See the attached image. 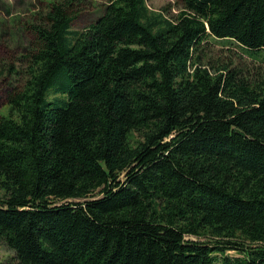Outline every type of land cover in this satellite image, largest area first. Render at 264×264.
<instances>
[{
    "label": "trees",
    "instance_id": "1",
    "mask_svg": "<svg viewBox=\"0 0 264 264\" xmlns=\"http://www.w3.org/2000/svg\"><path fill=\"white\" fill-rule=\"evenodd\" d=\"M181 3L109 0L73 29L85 0H51L24 22L0 114L12 264H264V70L201 54L216 38L253 58L264 0Z\"/></svg>",
    "mask_w": 264,
    "mask_h": 264
},
{
    "label": "rangeland",
    "instance_id": "2",
    "mask_svg": "<svg viewBox=\"0 0 264 264\" xmlns=\"http://www.w3.org/2000/svg\"><path fill=\"white\" fill-rule=\"evenodd\" d=\"M51 0H0V114L8 115V91L21 87L25 82V74L18 76L8 74V64L18 63L21 71L27 69L28 63L17 61L30 46L32 34L24 26V22L33 19V13L42 10ZM151 10L162 13L173 19L182 8L181 0H146ZM109 0H85L83 11L72 24L73 29H82L95 21L102 6ZM201 51L204 61L215 67L226 63L245 70H256L258 66L264 70V48L253 52V58L240 47L229 44L226 40L209 38ZM256 61H254V60ZM260 62V63H258ZM2 191L0 190V195ZM13 251L0 244V264H12Z\"/></svg>",
    "mask_w": 264,
    "mask_h": 264
}]
</instances>
